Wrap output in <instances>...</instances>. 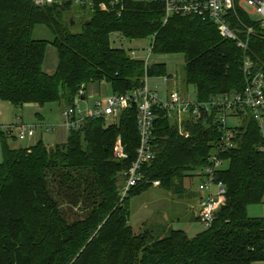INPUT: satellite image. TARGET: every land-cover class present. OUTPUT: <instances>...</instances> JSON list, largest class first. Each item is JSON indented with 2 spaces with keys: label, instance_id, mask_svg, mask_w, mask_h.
I'll return each mask as SVG.
<instances>
[{
  "label": "trees",
  "instance_id": "obj_1",
  "mask_svg": "<svg viewBox=\"0 0 264 264\" xmlns=\"http://www.w3.org/2000/svg\"><path fill=\"white\" fill-rule=\"evenodd\" d=\"M117 11L83 13L71 4L37 6L33 0H0V98L15 106L65 100L72 105L82 86L107 81L113 93L141 85L145 59L115 47L113 35L127 41L152 38L151 52L183 55L185 83L200 100L245 87L243 51L223 38L217 26L199 17L164 21L160 0H125ZM243 16L242 12H240ZM80 23V28L73 25ZM45 28L52 39L40 35ZM49 45L59 64L44 70ZM250 55L264 62V32L251 38ZM151 76L169 75L166 64L152 63ZM237 145L227 151L221 178L227 201L211 227L190 238L183 230L129 224V200L154 187L187 192V179L208 162L220 128L212 120L190 124L183 136L169 119L152 134L155 158L142 167L143 180L121 201L120 188L140 145L136 110L119 120H88L65 143L42 139L12 147L2 131L0 163V264H252L264 261V217H251L250 205L264 201L261 130L249 111H240ZM9 135V136H7ZM121 141L128 158L119 159ZM197 197V195H196ZM198 199V197H197ZM80 206L83 218L68 221L62 203ZM199 221V216L196 217Z\"/></svg>",
  "mask_w": 264,
  "mask_h": 264
},
{
  "label": "built area",
  "instance_id": "obj_2",
  "mask_svg": "<svg viewBox=\"0 0 264 264\" xmlns=\"http://www.w3.org/2000/svg\"><path fill=\"white\" fill-rule=\"evenodd\" d=\"M37 6L53 4H71L81 12L90 13L94 10L117 11L120 15L124 9L125 0H33ZM152 1V0H139ZM164 5V21L172 16L199 17L213 22L219 34L226 39L235 41L243 51L242 69L245 75V87L240 92H226L215 95L207 100H200L196 94L182 93L174 83L172 75H164L167 86L164 90L149 86L148 69L151 65L150 56L145 58V76L141 85L125 93H112L85 111L80 110L76 101L78 98H88L84 86L78 92L75 102L64 112L65 126L69 131L79 130L88 120L105 118L109 122L119 120L124 111L134 108L140 145L137 158L126 172V180L122 184L121 201L129 196L133 187L144 178L142 167L151 163L155 158L152 134L156 123L162 118L171 120L183 136H190L187 126L198 122L212 120L219 126L220 136L213 145V151L208 162L197 171L199 178V221L205 229L212 226L217 212L227 201V186L221 178L225 169L227 151L237 145L238 127L242 122L240 111H249L257 120L263 144L259 149L264 151V62L258 65L250 55L251 38L264 32V0H160ZM242 12L243 16H241ZM258 15L257 17H254ZM135 56V52L132 53ZM173 77V78H172ZM172 85V88L170 87ZM237 116L240 124H230L229 117ZM15 128L19 140L33 139L38 130L52 131L54 125H28L19 116V123L8 127L7 133L11 136ZM115 153L119 159L128 158L122 142L115 146ZM159 187L161 182H153Z\"/></svg>",
  "mask_w": 264,
  "mask_h": 264
},
{
  "label": "rangeland",
  "instance_id": "obj_3",
  "mask_svg": "<svg viewBox=\"0 0 264 264\" xmlns=\"http://www.w3.org/2000/svg\"><path fill=\"white\" fill-rule=\"evenodd\" d=\"M257 16L258 15H255L254 17ZM73 26L74 29H78L80 28V23L77 22V24ZM39 30L42 37L52 39L53 36L51 32L42 27ZM113 41L115 47L122 46L126 48L130 55L135 52V57L137 58L145 59L150 56L152 63H165L167 74L174 76V78H172L176 80L174 83L177 85L178 90L182 93L190 92L194 95L193 86L188 87L184 80L185 60L183 55H159L152 53V38L127 41L119 34H116L113 35ZM50 52H52L51 54L54 53L55 59L58 60L57 51L53 45L48 46L47 56H50ZM163 76L164 75L150 76L149 86L151 88L157 86L160 90H164L167 84L165 83ZM172 85L173 84L170 86L171 88ZM92 88L93 90L90 91ZM112 93V85L107 81H102L99 84H92L89 88V92H87L88 98L86 100L78 98L76 104L80 105V110L85 111L88 106L93 108L97 102L107 98ZM69 106V103L63 99L45 104L28 103L23 106H15L12 102L0 98V126L2 131L7 133L10 125L19 123V116H21L23 121L28 125H40V123L54 125V130L43 132V138L41 135L42 130H38L34 139L27 138L18 141L20 145L30 146L42 139L47 145H52L57 143L56 135L58 130H60L65 124L66 118L64 112ZM41 117L43 119H41ZM229 123L239 125L240 118L237 116H230ZM17 131L18 130L15 128L11 137H17ZM11 137L9 136L7 138L9 142ZM2 161L3 143L2 136L0 135V163ZM199 181L198 177L190 178V180L187 179V192L185 194L177 195L170 191H166L159 186L152 187L141 195L131 197L129 200V208L131 207L129 224L132 226L133 230L136 233H139L145 228H155L157 231L160 229L168 231L170 228H173L183 230L190 238L196 237L198 234L202 233L205 230V227L196 219L199 214L197 200V197L199 196ZM61 209L64 210V215L70 222L85 216V212L80 206L75 207L72 204L65 202L62 203ZM248 214L251 217H264V201L260 204L250 205L248 207Z\"/></svg>",
  "mask_w": 264,
  "mask_h": 264
},
{
  "label": "crops",
  "instance_id": "obj_4",
  "mask_svg": "<svg viewBox=\"0 0 264 264\" xmlns=\"http://www.w3.org/2000/svg\"><path fill=\"white\" fill-rule=\"evenodd\" d=\"M52 52H50V56H47V53H46V56L47 57H45V61H44V66H45V68H44V70L47 72V73H52V72H54V70H56L57 69V67H58V64H59V58H58V60H56L55 59V54L53 53V54H51ZM58 55V54H57ZM90 88V87H89ZM89 88H88V92H89ZM91 90H93V88L92 89H90V91ZM92 93V92H91ZM41 116V115H40ZM41 119H43L42 117H41ZM22 120H23V118H22ZM1 127V126H0ZM69 133H70V131L68 130V128L65 126V124L63 125V127L62 128H60V130H58V132H57V135H56V139H57V143H55V144H52V145H50V146H53V145H56V144H61V143H65L66 141H67V139H68V136H69ZM41 135H42V138H43V132H41ZM11 137V136H10ZM34 139V138H33ZM18 141H22V140H19L17 137H11V140H10V142H9V144L12 146V147H14V148H20V147H29V145H20L19 143H18ZM38 142V141H37ZM36 142V143H37ZM35 143V144H36ZM31 145H34V144H31ZM30 145V146H31ZM252 264H264V261H256V262H254V263H252Z\"/></svg>",
  "mask_w": 264,
  "mask_h": 264
}]
</instances>
